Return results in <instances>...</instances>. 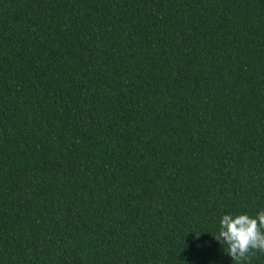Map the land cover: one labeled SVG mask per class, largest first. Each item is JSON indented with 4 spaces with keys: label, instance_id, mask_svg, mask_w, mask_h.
<instances>
[{
    "label": "trees",
    "instance_id": "trees-1",
    "mask_svg": "<svg viewBox=\"0 0 264 264\" xmlns=\"http://www.w3.org/2000/svg\"><path fill=\"white\" fill-rule=\"evenodd\" d=\"M261 210L264 0H0V264H264Z\"/></svg>",
    "mask_w": 264,
    "mask_h": 264
},
{
    "label": "clouds",
    "instance_id": "clouds-1",
    "mask_svg": "<svg viewBox=\"0 0 264 264\" xmlns=\"http://www.w3.org/2000/svg\"><path fill=\"white\" fill-rule=\"evenodd\" d=\"M215 238L227 247V253L238 262L247 259L252 249L264 251V210L254 216L247 212L223 214Z\"/></svg>",
    "mask_w": 264,
    "mask_h": 264
}]
</instances>
